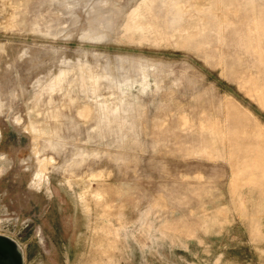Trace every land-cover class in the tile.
I'll use <instances>...</instances> for the list:
<instances>
[{
    "label": "rangeland",
    "instance_id": "rangeland-1",
    "mask_svg": "<svg viewBox=\"0 0 264 264\" xmlns=\"http://www.w3.org/2000/svg\"><path fill=\"white\" fill-rule=\"evenodd\" d=\"M5 264H264V0H0Z\"/></svg>",
    "mask_w": 264,
    "mask_h": 264
},
{
    "label": "water",
    "instance_id": "water-1",
    "mask_svg": "<svg viewBox=\"0 0 264 264\" xmlns=\"http://www.w3.org/2000/svg\"><path fill=\"white\" fill-rule=\"evenodd\" d=\"M11 256L16 258V256L14 255L13 245L8 239L0 236V264L7 263L10 258H13Z\"/></svg>",
    "mask_w": 264,
    "mask_h": 264
}]
</instances>
